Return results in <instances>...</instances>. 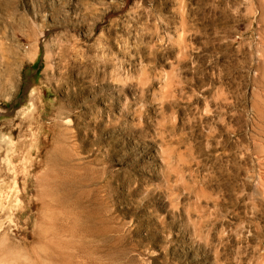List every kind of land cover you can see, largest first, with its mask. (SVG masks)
Listing matches in <instances>:
<instances>
[{
	"label": "rangeland",
	"instance_id": "374dc122",
	"mask_svg": "<svg viewBox=\"0 0 264 264\" xmlns=\"http://www.w3.org/2000/svg\"><path fill=\"white\" fill-rule=\"evenodd\" d=\"M0 264H264V0H0Z\"/></svg>",
	"mask_w": 264,
	"mask_h": 264
},
{
	"label": "bare ground",
	"instance_id": "6f19581e",
	"mask_svg": "<svg viewBox=\"0 0 264 264\" xmlns=\"http://www.w3.org/2000/svg\"><path fill=\"white\" fill-rule=\"evenodd\" d=\"M7 195V194H6ZM3 197V196H2ZM14 211V210H13Z\"/></svg>",
	"mask_w": 264,
	"mask_h": 264
}]
</instances>
